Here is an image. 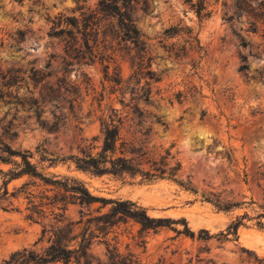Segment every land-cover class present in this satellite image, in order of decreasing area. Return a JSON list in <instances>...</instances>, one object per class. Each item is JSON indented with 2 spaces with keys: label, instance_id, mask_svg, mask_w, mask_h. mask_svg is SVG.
Returning <instances> with one entry per match:
<instances>
[{
  "label": "rangeland",
  "instance_id": "374dc122",
  "mask_svg": "<svg viewBox=\"0 0 264 264\" xmlns=\"http://www.w3.org/2000/svg\"><path fill=\"white\" fill-rule=\"evenodd\" d=\"M98 2L0 0V138L32 151L49 176L78 179L97 197L180 221L156 230L121 222L105 235L87 221L110 206L70 205L65 224L75 235L85 227L95 233L80 264H108V247L135 264H264V0H204L201 8L198 0H142L133 21L144 42L143 71L138 48L115 21L97 16L98 31L89 37L95 59L66 23L97 11ZM69 31L81 58L67 52ZM112 121L135 154H145V170L152 162L179 163L176 176L78 171L69 158L99 153L102 123ZM38 148L54 164L42 162ZM3 181L0 175L1 193ZM28 181L11 182L10 192ZM30 190L39 196L45 187ZM31 206L24 195L0 201V264L25 249L42 256L51 246L54 209L45 206V219L34 222L27 219ZM183 219L196 238L175 231H184ZM238 222L237 235H228Z\"/></svg>",
  "mask_w": 264,
  "mask_h": 264
},
{
  "label": "trees",
  "instance_id": "16d2710c",
  "mask_svg": "<svg viewBox=\"0 0 264 264\" xmlns=\"http://www.w3.org/2000/svg\"><path fill=\"white\" fill-rule=\"evenodd\" d=\"M200 8L203 7L204 0H198ZM142 0H99L98 10L92 11L89 14H82L81 20L76 17L66 18V23L77 30V33L81 34L84 39V45L87 46L89 55L92 59L96 58L95 49L89 44L92 34L98 31L99 19L97 16L102 15L103 18L110 19L113 22L115 28H118L119 34H122L125 41L134 43L138 48V56L140 62L138 63L139 71L146 69L145 65V51L144 42L141 39V34L133 21V12L136 11L141 4ZM145 3V2H142ZM264 8V7H263ZM262 8V12L264 11ZM201 14V9L197 11ZM264 15V12H263ZM260 18V17H259ZM254 32L257 29L254 28ZM62 34H65V30H62ZM68 54L74 55L76 58L82 50L77 47V38L73 31L68 33ZM142 53V54H141ZM82 55L79 58L82 57ZM154 75V74H153ZM153 82L159 80L153 76ZM148 85H151L148 83ZM152 90L151 87L147 90L150 98ZM147 99V100H148ZM102 135L103 142L99 153L93 154L87 150H81V155L71 156L69 159L75 165L78 171L83 173H89L95 176L114 175V176H142L147 180H154L157 178L168 177L173 179L177 172L180 170V164L170 166L169 163L161 164L158 166V162H152L153 167L151 170H145V154H135L133 148L121 138L120 127L111 123H102ZM40 153V149H37ZM46 151L40 153L42 162H50L54 164L53 159H49L46 155ZM34 153L32 151H22L14 149L9 143H6L0 138V165L8 166V170L0 168V175L4 177L3 181V193L0 192V201H7L9 198L19 199L21 196H25L29 200V204H32L28 210L30 214L27 216L28 220L36 221L37 217L45 219L44 211L45 206L51 205L53 207L52 215L55 225H53V241L51 246L46 250L42 256H36L33 251L23 250L21 252L14 253L8 261L4 264H50L54 262H62L69 264L73 259H76L77 264L81 263V260L87 256V252L92 245V238H94V232L90 231V228L85 227L83 232L79 235L74 234L73 224H65L67 208L70 205H81L82 207H92L95 204H101L102 208L110 206L108 212L101 213L98 211L99 216L88 219L87 223L95 222V226L101 233L107 235L112 228L116 227L121 222L134 221L139 224L142 230H156L163 227L170 228L174 224H179L180 221L173 220L171 218H154L149 215L148 210L136 202L112 200L100 198L93 195L84 182L75 178H62L58 176H49L42 168L33 162ZM133 155V156H129ZM168 156L170 154L168 153ZM168 157H164V160ZM149 162V161H148ZM28 178L29 181L25 182L19 188H15L12 192L9 190V184L13 181ZM34 181V182H33ZM37 181L40 185H36ZM33 186H43L45 190L40 192L39 196H36L33 191L30 190ZM56 191L53 197H50L47 192ZM4 197V198H2ZM39 198L40 203L36 204L35 199ZM49 201L44 203L43 201ZM58 212H55V211ZM264 218V214L261 215ZM184 231L176 230L179 234H184L189 238H196L195 232L189 227L185 219ZM242 224L240 222L232 224L228 231V235H237L238 229ZM233 231V232H231ZM46 233V230H44ZM201 234H205L207 238L211 239L213 236L208 231H201ZM225 236V234H222ZM81 240L72 246L74 240ZM109 263L108 264H135L133 260L122 257L116 250V248H109Z\"/></svg>",
  "mask_w": 264,
  "mask_h": 264
}]
</instances>
